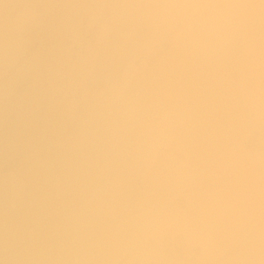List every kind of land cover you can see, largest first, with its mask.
Wrapping results in <instances>:
<instances>
[{"label": "clouds", "instance_id": "clouds-1", "mask_svg": "<svg viewBox=\"0 0 264 264\" xmlns=\"http://www.w3.org/2000/svg\"><path fill=\"white\" fill-rule=\"evenodd\" d=\"M0 264H264V0H0Z\"/></svg>", "mask_w": 264, "mask_h": 264}]
</instances>
